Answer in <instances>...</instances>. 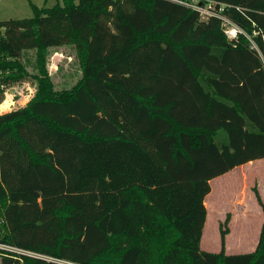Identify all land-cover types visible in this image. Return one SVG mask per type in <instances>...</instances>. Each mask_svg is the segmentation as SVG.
Returning <instances> with one entry per match:
<instances>
[{
    "label": "trees",
    "instance_id": "trees-1",
    "mask_svg": "<svg viewBox=\"0 0 264 264\" xmlns=\"http://www.w3.org/2000/svg\"><path fill=\"white\" fill-rule=\"evenodd\" d=\"M60 1L1 22L0 100L36 92L0 113V264H264L254 188L255 250L224 253L227 217L200 249L210 180L264 158V0H215L257 50L164 0ZM60 46L80 77L57 91Z\"/></svg>",
    "mask_w": 264,
    "mask_h": 264
},
{
    "label": "rangeland",
    "instance_id": "rangeland-1",
    "mask_svg": "<svg viewBox=\"0 0 264 264\" xmlns=\"http://www.w3.org/2000/svg\"><path fill=\"white\" fill-rule=\"evenodd\" d=\"M57 2L61 4L60 0H0V22L31 18L35 9L51 8ZM76 56L72 46H60L44 51L45 67L55 90L69 88L79 79L80 69ZM34 58V50L25 52L23 55L25 71L28 74L35 73ZM35 92V82L28 79L3 87L0 113L25 106ZM257 167L264 168V162L251 167L246 164L236 167L225 178L226 184L222 187L211 180L210 192L204 199L207 216L200 239L201 250L219 252L220 228H223L226 217L228 222L223 242L224 253L240 254L255 250L258 241L257 225L260 220L255 215L257 203L252 193L250 180L253 179Z\"/></svg>",
    "mask_w": 264,
    "mask_h": 264
},
{
    "label": "built area",
    "instance_id": "built-area-1",
    "mask_svg": "<svg viewBox=\"0 0 264 264\" xmlns=\"http://www.w3.org/2000/svg\"><path fill=\"white\" fill-rule=\"evenodd\" d=\"M171 2L173 4H177L184 8L194 11L198 14L200 20L205 21L210 18H216L221 22V29L223 34L226 36L228 40L237 39L239 36H243L250 43V48L256 49L257 47L251 38L241 27L236 25L235 23L228 20L223 12L227 8L224 3H219L215 0H164ZM256 32H253L252 36H254ZM4 37V27L0 22V39ZM14 251H18L16 249H12Z\"/></svg>",
    "mask_w": 264,
    "mask_h": 264
},
{
    "label": "crops",
    "instance_id": "crops-1",
    "mask_svg": "<svg viewBox=\"0 0 264 264\" xmlns=\"http://www.w3.org/2000/svg\"><path fill=\"white\" fill-rule=\"evenodd\" d=\"M261 162H264V158L263 159H257V160H254V161H250L248 163H246V166H253L257 163H261ZM243 165L239 166V167H242ZM235 168H233L232 170L226 172L225 174L221 175V176H218L212 180L216 181V183H218L220 187L224 186L226 184V180L225 178H227L231 173L232 171L234 170ZM255 175L253 177L252 180H250V183H251V188H254L256 191H257V194L261 200V202L264 204V168H256V170L254 171ZM221 180V181H220ZM211 183V180L209 182V184ZM249 187V190L251 189ZM252 191V190H251ZM253 193V196H254V199H255V195H254V192L252 191ZM256 201V199H255ZM257 203V202H256ZM248 210L246 209V214H248ZM255 215L258 217H256L259 221L258 225H257V230H258V237H259V233H260V229H261V226H262V223H263V213L260 209V207L258 206L257 204V208L255 210ZM207 216V215H206Z\"/></svg>",
    "mask_w": 264,
    "mask_h": 264
}]
</instances>
